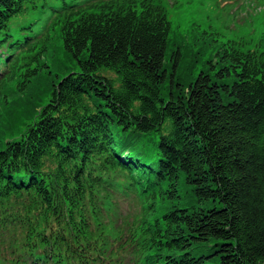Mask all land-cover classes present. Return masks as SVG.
Returning <instances> with one entry per match:
<instances>
[{
	"label": "trees",
	"instance_id": "1",
	"mask_svg": "<svg viewBox=\"0 0 264 264\" xmlns=\"http://www.w3.org/2000/svg\"><path fill=\"white\" fill-rule=\"evenodd\" d=\"M196 30L168 62L163 0H0V264H264V42L193 81Z\"/></svg>",
	"mask_w": 264,
	"mask_h": 264
},
{
	"label": "rangeland",
	"instance_id": "2",
	"mask_svg": "<svg viewBox=\"0 0 264 264\" xmlns=\"http://www.w3.org/2000/svg\"><path fill=\"white\" fill-rule=\"evenodd\" d=\"M163 2L168 9L174 32L170 41L168 62L173 52L178 49L177 43L182 45L183 41L189 42L192 36H197L192 35L196 29L197 33L208 31L220 34L217 37L218 42L210 43L203 50L206 53L203 60L195 55V52L186 58L184 71L193 81L203 70L211 69L212 64L208 61L212 58L215 61L220 59L219 53L222 48L219 45L224 41H243L252 49L264 42V0H163ZM44 20L41 23L44 24L46 22ZM41 23L38 28L42 26ZM197 49L198 47H195L194 51ZM58 59H66L61 49ZM47 61L52 64L51 59L48 58Z\"/></svg>",
	"mask_w": 264,
	"mask_h": 264
}]
</instances>
